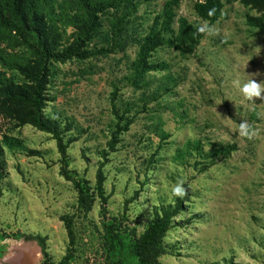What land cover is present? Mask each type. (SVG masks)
<instances>
[{
  "label": "rangeland",
  "instance_id": "374dc122",
  "mask_svg": "<svg viewBox=\"0 0 264 264\" xmlns=\"http://www.w3.org/2000/svg\"><path fill=\"white\" fill-rule=\"evenodd\" d=\"M140 1L118 37L109 8L82 56L49 62L45 116L57 121L69 171L93 192L102 168L105 209L97 193L90 210L79 207L51 133L0 107V264H19L11 256L22 245L31 264L42 263L41 246L24 235L45 236L60 261L70 247L65 216L75 235L70 264H135L121 258L118 239L138 237L176 206L159 264H264V99H247L234 86L264 80V27L248 21L264 22V0H222L213 23L197 14L198 0H181L164 43L148 57L160 67L146 72L137 69L142 38L166 0ZM181 16L196 31L206 22L213 32L181 43ZM57 26L63 51L78 31L63 19ZM14 51L38 64L25 45ZM0 70L22 90L31 84L17 67ZM241 121L250 135L239 134ZM179 179L186 195L170 199L164 184Z\"/></svg>",
  "mask_w": 264,
  "mask_h": 264
},
{
  "label": "trees",
  "instance_id": "16d2710c",
  "mask_svg": "<svg viewBox=\"0 0 264 264\" xmlns=\"http://www.w3.org/2000/svg\"><path fill=\"white\" fill-rule=\"evenodd\" d=\"M149 1V0H145ZM181 0H166L162 13L157 14L149 32L142 38L140 57L137 61L139 71L158 69L159 64L149 63L148 57L160 45L164 43L163 32L172 29L176 18L175 7ZM140 0H0V65L17 67L31 81L25 90L18 87L15 80L7 76L5 71L0 70V107L9 113H14L17 120L22 123H30L36 128L49 132L56 140L58 149L62 155V174L71 180L79 194V207L90 210L96 200V193L102 200L103 209L107 198L103 193L105 180L102 168L97 171V185L95 191L86 179L74 176L68 169L67 145L63 135L57 126L55 118L45 116L46 89L50 74L49 62H64L72 56H82L81 47L89 42L96 31L102 26V16L114 8L116 22L112 27V37H118L126 28L130 17L134 14ZM60 8L61 13L56 12ZM76 7V10H73ZM222 0H198L195 3L197 14L213 23L222 15ZM116 10L120 11L118 13ZM70 11H74L71 14ZM212 15H209V12ZM59 15V16H58ZM63 16V17H61ZM73 25L78 31L74 44L59 50L61 41L58 23L62 20ZM249 23L263 28L264 22L256 17H249ZM178 32L176 38L181 43L195 41L198 34L196 29L189 23L186 17H179ZM53 33L54 38H48ZM45 35V38L43 36ZM18 44L25 45L30 54L37 55V65H33L28 57L16 51L14 47ZM8 46V47H7ZM28 53V52H27ZM17 88V89H16ZM129 121L124 125L128 128ZM165 211L154 217L147 225L142 234L130 240L118 239V252L121 258L135 259V264H159V259L167 253L163 244L164 237L172 227L174 213L178 211ZM70 238V247L65 256L54 262L49 251L46 237L42 235H24L26 239H35L41 246L43 261L41 264H70L73 259V245L75 235L73 221L69 216L63 217ZM110 230V228H109Z\"/></svg>",
  "mask_w": 264,
  "mask_h": 264
},
{
  "label": "clouds",
  "instance_id": "9594fccd",
  "mask_svg": "<svg viewBox=\"0 0 264 264\" xmlns=\"http://www.w3.org/2000/svg\"><path fill=\"white\" fill-rule=\"evenodd\" d=\"M209 15H212V12H209ZM197 31L200 33L211 34L213 32L212 26L206 22H202L197 25ZM234 86L238 91L247 99L261 98L264 99V80L257 81L255 79H248L243 84H240L239 81L234 82ZM239 134L242 136L250 135L249 125L246 121H241L238 128ZM164 190L168 194L170 199L174 198H183L186 195L187 189L184 186V180L179 179L175 184H168L165 182Z\"/></svg>",
  "mask_w": 264,
  "mask_h": 264
},
{
  "label": "bare ground",
  "instance_id": "6f19581e",
  "mask_svg": "<svg viewBox=\"0 0 264 264\" xmlns=\"http://www.w3.org/2000/svg\"><path fill=\"white\" fill-rule=\"evenodd\" d=\"M16 249L20 250L21 252H16L11 257L19 264H31L30 261H32V259H30V257L33 255V253L30 248L26 245H22L20 247L16 246Z\"/></svg>",
  "mask_w": 264,
  "mask_h": 264
}]
</instances>
